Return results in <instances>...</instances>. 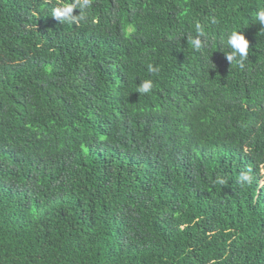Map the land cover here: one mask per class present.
Wrapping results in <instances>:
<instances>
[{"label":"trees","instance_id":"16d2710c","mask_svg":"<svg viewBox=\"0 0 264 264\" xmlns=\"http://www.w3.org/2000/svg\"><path fill=\"white\" fill-rule=\"evenodd\" d=\"M264 0H0V264H264Z\"/></svg>","mask_w":264,"mask_h":264},{"label":"rangeland","instance_id":"374dc122","mask_svg":"<svg viewBox=\"0 0 264 264\" xmlns=\"http://www.w3.org/2000/svg\"><path fill=\"white\" fill-rule=\"evenodd\" d=\"M262 173L264 174V171H262ZM263 181H264V178H263Z\"/></svg>","mask_w":264,"mask_h":264}]
</instances>
